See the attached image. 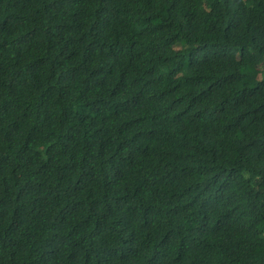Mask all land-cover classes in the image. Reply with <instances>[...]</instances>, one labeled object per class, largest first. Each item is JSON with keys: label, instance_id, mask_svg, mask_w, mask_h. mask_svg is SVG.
Masks as SVG:
<instances>
[{"label": "trees", "instance_id": "16d2710c", "mask_svg": "<svg viewBox=\"0 0 264 264\" xmlns=\"http://www.w3.org/2000/svg\"><path fill=\"white\" fill-rule=\"evenodd\" d=\"M0 264H264V0H0Z\"/></svg>", "mask_w": 264, "mask_h": 264}]
</instances>
